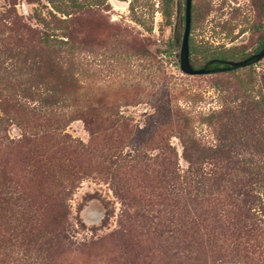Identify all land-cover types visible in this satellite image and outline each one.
Returning a JSON list of instances; mask_svg holds the SVG:
<instances>
[{"label": "trees", "instance_id": "1", "mask_svg": "<svg viewBox=\"0 0 264 264\" xmlns=\"http://www.w3.org/2000/svg\"><path fill=\"white\" fill-rule=\"evenodd\" d=\"M6 1L0 11V264H105L91 255L95 247L142 235L179 244L195 264H264V75L263 89H254L250 66L234 85L216 83V91L229 92L206 114L165 104L179 129V155L167 141L153 155L123 153L110 145L114 135L118 142L128 138L122 116L103 117L102 99L93 106L77 97L92 84L90 57L107 54L112 67L134 59L151 68L154 53L144 40L104 18L109 0H35L27 16L16 12V0ZM160 3L167 21L174 0ZM177 93L190 107L202 98ZM73 121L82 123L87 144L64 131ZM194 122L209 129L212 143L195 137ZM91 162L107 176L121 209L115 229L76 241L68 202Z\"/></svg>", "mask_w": 264, "mask_h": 264}, {"label": "rangeland", "instance_id": "2", "mask_svg": "<svg viewBox=\"0 0 264 264\" xmlns=\"http://www.w3.org/2000/svg\"><path fill=\"white\" fill-rule=\"evenodd\" d=\"M130 1L109 0V8L103 16L109 22L127 28L130 35L144 40L146 48L154 53V64L146 68L132 59L129 62L123 60L114 68L110 59H106L107 54L90 57L92 84L79 90L77 100L80 104L90 100L97 106L98 99H102L104 105L99 113L103 117L122 116L123 130L129 131L124 134L129 135L122 142L116 140V135L112 137L110 145L117 151L131 153L138 149L153 155L168 144L179 155L181 147L176 138L179 129L170 124L163 110L165 104L176 101L180 107L192 109L193 116L217 110L221 98L229 91L219 93L214 85L218 82L234 85L235 77L243 78L248 67L195 77L182 74L178 69L176 50L182 33L183 0H174L176 7L167 21L161 12L160 0H134L132 10H129ZM6 4V0H0V11ZM34 7L35 0H16L15 10L23 16L29 15ZM263 39L264 0H191L188 50L193 68H200L213 58L241 60L255 53ZM250 67L254 89L262 88L264 58ZM179 90L198 93L202 98L190 107L178 96ZM191 128L195 137L212 143L206 126L194 122ZM64 131L82 144L88 143L89 136L80 121L68 123ZM8 133L13 137L17 130L9 127ZM163 141H167L166 144ZM90 165L89 175L78 182L68 202V221L76 241L98 239L115 229L121 209L107 176L98 171L95 163ZM179 165H185L181 158ZM177 247L181 246L178 244ZM178 248L158 244L153 237L142 235L131 243H102L90 253L105 264H195ZM74 258L79 263L80 258ZM220 264L230 263L223 260Z\"/></svg>", "mask_w": 264, "mask_h": 264}, {"label": "water", "instance_id": "3", "mask_svg": "<svg viewBox=\"0 0 264 264\" xmlns=\"http://www.w3.org/2000/svg\"><path fill=\"white\" fill-rule=\"evenodd\" d=\"M190 9L191 0H183V22L182 33L179 41V48L176 50L178 53V69L179 71L190 77L211 75L217 73L231 72L238 69L253 66L264 58V45L255 53L250 54L238 61L229 60H209L206 61L200 68H193L189 63V51H188V35L190 27ZM176 44V42L174 43ZM213 64H219L215 67Z\"/></svg>", "mask_w": 264, "mask_h": 264}, {"label": "flooded vegetation", "instance_id": "4", "mask_svg": "<svg viewBox=\"0 0 264 264\" xmlns=\"http://www.w3.org/2000/svg\"><path fill=\"white\" fill-rule=\"evenodd\" d=\"M259 49H260V48H259ZM259 49H258V50H259ZM258 50H257V51H258ZM210 60H212V59H210ZM215 60H221V59H215ZM208 61H209V60H208ZM213 65H214V64H213ZM213 65H212V66H213ZM216 65H219V64H216ZM219 66H220V65H219Z\"/></svg>", "mask_w": 264, "mask_h": 264}]
</instances>
